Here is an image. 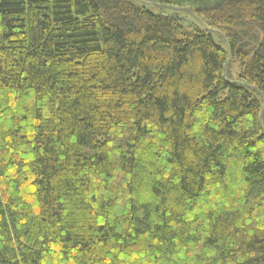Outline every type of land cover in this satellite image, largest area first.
Listing matches in <instances>:
<instances>
[{
    "label": "trees",
    "instance_id": "1",
    "mask_svg": "<svg viewBox=\"0 0 264 264\" xmlns=\"http://www.w3.org/2000/svg\"><path fill=\"white\" fill-rule=\"evenodd\" d=\"M150 1L0 0V264H264V0Z\"/></svg>",
    "mask_w": 264,
    "mask_h": 264
},
{
    "label": "rangeland",
    "instance_id": "2",
    "mask_svg": "<svg viewBox=\"0 0 264 264\" xmlns=\"http://www.w3.org/2000/svg\"><path fill=\"white\" fill-rule=\"evenodd\" d=\"M132 1L135 2L136 4H138L140 7L145 6L155 15H173L176 12L173 9L156 5L155 3L151 2L150 0H132ZM181 13H182L183 17L187 18V20H188L185 22L186 23L185 26L188 30H191V29L199 26L200 23L197 22L198 20L193 25V22H195V20L192 18V16H190L186 12H181ZM217 41L220 45L225 44L218 37H217ZM240 72H241V69H240L239 63H237V62L233 63L231 66V69H230V74H229L230 79L236 80L238 78Z\"/></svg>",
    "mask_w": 264,
    "mask_h": 264
},
{
    "label": "water",
    "instance_id": "3",
    "mask_svg": "<svg viewBox=\"0 0 264 264\" xmlns=\"http://www.w3.org/2000/svg\"><path fill=\"white\" fill-rule=\"evenodd\" d=\"M231 60V57L229 58V61Z\"/></svg>",
    "mask_w": 264,
    "mask_h": 264
}]
</instances>
